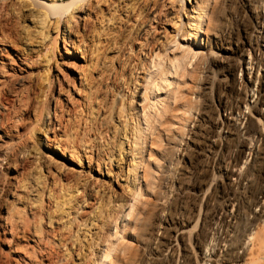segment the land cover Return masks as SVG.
Returning a JSON list of instances; mask_svg holds the SVG:
<instances>
[{
  "label": "bare ground",
  "instance_id": "obj_1",
  "mask_svg": "<svg viewBox=\"0 0 264 264\" xmlns=\"http://www.w3.org/2000/svg\"><path fill=\"white\" fill-rule=\"evenodd\" d=\"M217 1L177 0L173 8L169 0L153 10L155 0H0V111L7 115V123L0 127V228L10 239L21 236L28 241L20 264H101L102 255L111 251L106 246L110 229L125 207L146 192L154 200L162 195V182L168 185L172 178L170 173L163 175L174 165V156L188 151L182 143L191 105L174 129L179 138L169 134V128L167 148L149 151L147 140L160 101L146 103V92L157 87L167 91L173 85V80L167 83V71L185 55L173 56L164 67L160 54L166 55L163 52L180 32L194 43L204 33L206 45L209 29L215 26ZM262 5L257 40H264ZM58 41L63 51L57 48ZM198 46H189L194 56ZM261 63L256 68L247 64L250 84L240 85L246 108L259 86L260 113ZM6 94L12 96L10 104L3 99L7 105L1 102ZM240 103L226 109L245 136L250 128L241 129L247 116ZM31 115L35 123L38 119L43 124L39 143L47 151L11 139L17 124ZM252 141L248 156L255 154ZM223 169L232 173L238 186L247 181L248 172ZM259 194L264 195V181ZM226 207L223 213L214 209L205 219L210 226L207 234L192 235L202 247L194 264H264V198L250 204L251 220L239 217L237 197H231ZM152 217V210L145 214L140 239L145 232L152 234ZM164 221L167 226L158 227L159 236L169 241L174 221L169 216ZM178 221L176 236L184 234L178 238L183 264H193L185 230L193 219ZM94 254L96 259L90 262ZM154 259L164 262L161 254ZM127 261L137 264L136 255L129 254Z\"/></svg>",
  "mask_w": 264,
  "mask_h": 264
},
{
  "label": "rangeland",
  "instance_id": "obj_2",
  "mask_svg": "<svg viewBox=\"0 0 264 264\" xmlns=\"http://www.w3.org/2000/svg\"><path fill=\"white\" fill-rule=\"evenodd\" d=\"M168 1L155 0L157 3L153 10H157L161 2ZM261 2L259 3V0H256L255 3L254 0H218L213 14L216 19L215 26L211 27L212 30L209 29L211 32L207 34L205 46L203 43L204 33L202 39L200 40L199 37L198 43H194L191 38L188 40L183 38V34L180 32L175 38V43L163 52L166 55L162 56V53L158 52L164 67L168 66L169 60L173 56L177 57L182 54L185 56L179 61L178 59L174 60L175 64L172 69L165 68V71L168 70L169 74H172L169 75L167 71V83L171 80L174 82L167 91L162 87H157L154 91L149 88L146 92L148 94L146 103H151L154 100L160 101L157 106L159 109L156 108L158 117L154 121V128L147 140V149L149 151L152 148L153 150L157 149V147L166 149L165 141L168 140L166 136V133H169L168 129L170 128L169 134L178 133V130L174 129H178L176 127L180 125L179 121L183 123L181 118L188 116L184 111L188 105H191L182 143H186L188 151L180 153V155L177 153V156H174V165L170 167L168 173L163 175L168 177L169 173L172 174L170 184L164 186L162 182L161 192L163 193L161 196L164 194L163 197L160 196L158 200H154V195H149L150 192L146 194V192L136 201L133 200V205L125 207L122 215L110 229L111 236L106 246L110 245L111 251L107 255L105 253L102 255L101 264H132L127 261L129 254L136 255L137 264H159L154 259L157 254L163 255L164 262L161 264H183L182 242L178 238L184 234L177 237L176 232L181 228L178 220L188 217L193 219V223L185 230L189 231L187 242L190 248V261L194 264L199 260L202 247H198L192 235L202 236L208 233L210 226L206 225L205 219L214 209L223 213L228 209L226 205L229 199L237 197L240 204L239 217H250V220L253 217L254 213H249L250 204L256 198H264V195L259 194L260 182L264 181V173L261 172L264 170V112L260 113L259 105L256 104L259 86H255V97L251 99L247 108L244 105L246 97L242 86L246 83L250 84L247 72L251 65L247 64L252 62L253 68H256L259 61L264 63V40L256 39L259 36V16H262L259 5L264 3ZM177 3V0H173L171 7L175 8ZM168 8L165 12L170 15V12L167 11ZM210 10L212 11L211 7ZM262 28L264 25L261 26V31ZM167 30L170 29L167 28ZM259 44L260 46H258ZM197 45H199L200 51L197 56H194L193 52L189 50V46ZM57 48L59 51H63L62 42H57ZM262 63L259 70L261 77L264 75V64ZM175 68L177 71H174ZM240 85H242L241 88ZM143 92L142 90L141 94ZM11 98L10 94H6L4 98L2 97L1 102L7 105L6 102L10 100L8 102L10 104ZM237 102H241V110L247 116L241 129L244 126L250 128L249 135H242L233 121L229 120L231 118L230 111L226 108L232 107ZM39 105L38 107L41 108ZM33 116L31 115V118L17 124V132L11 135V139L20 146L27 145L32 149L40 147L43 151H47L39 143L43 124L38 119L39 122L35 123ZM6 117L5 111L2 109L0 111V127L7 123ZM10 121L8 120V122ZM44 126H46L45 123ZM172 128L173 130H171ZM177 138H179V134H177ZM250 140H253L251 147H255L254 156L252 153L248 156ZM152 141H154V145L158 144L157 142L161 143L159 146L153 147ZM182 147L186 148L184 145ZM43 151L40 150L41 153ZM223 168L241 170L242 173L248 172L247 181L238 186L236 178L231 177L232 173H225ZM160 171L162 173L166 170ZM2 197L1 193L0 201ZM151 210L153 214L150 221V226L153 228L151 229L152 234L145 232L140 239L141 223L145 214ZM229 210H231L230 207ZM162 211L163 216H161ZM259 211V207L255 209L256 213ZM168 216L172 217L174 221L171 225L169 241L160 239L161 230L158 228L167 226L164 219ZM213 227L216 229L217 225ZM27 245L28 241L25 238L17 236V238L10 239L8 232L6 231L3 235L0 228V264H20L21 257L25 251H28L29 245ZM93 259H96V254L93 255L90 262Z\"/></svg>",
  "mask_w": 264,
  "mask_h": 264
}]
</instances>
